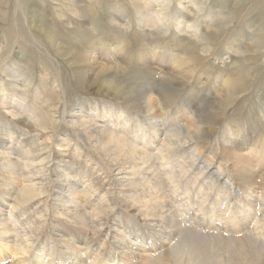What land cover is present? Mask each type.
<instances>
[{
	"label": "rangeland",
	"instance_id": "374dc122",
	"mask_svg": "<svg viewBox=\"0 0 264 264\" xmlns=\"http://www.w3.org/2000/svg\"><path fill=\"white\" fill-rule=\"evenodd\" d=\"M191 1L180 7L179 0H149L161 11L157 17L152 11L140 15L133 0H0V133L32 147V154L22 157L17 151L0 153V199L7 200V212L15 205L21 219L28 218L36 244L87 254V247L110 249L111 234L126 237L135 223L146 226L136 199L142 192L139 178L120 185L128 173L116 171L118 164L125 166L124 154L90 144L74 114L135 145L143 146L144 134L156 130L154 155L162 151L174 163H154L168 206L182 212L189 191L202 183L206 194L220 193L231 206L249 205L247 224L252 227L258 216L264 226V212H258L264 204V0H198L197 14L182 12ZM178 13L183 18L177 19ZM143 16L150 20L146 31ZM107 75L116 77L111 89L103 85ZM226 80H239L244 89L224 105L217 98L226 95ZM137 84L154 93L153 110L141 91L130 92ZM165 93L164 102L159 96ZM195 108L202 117L193 125L189 114ZM180 129H189V135ZM6 158L16 169L3 163ZM65 176L85 194L72 199L81 210L86 204L87 228L57 213L55 195ZM170 178L182 185L173 189ZM24 188L29 196L39 188L37 198L23 199ZM197 203L193 213L202 217ZM245 232L238 236L246 249L242 254L230 240L214 237L205 244L217 249L216 264H264L258 256L264 230L259 247ZM186 236L185 231L176 239ZM174 251L171 244L154 257L177 264ZM11 252L1 264H31L32 255ZM99 259L96 264H104ZM125 264L143 263L126 259Z\"/></svg>",
	"mask_w": 264,
	"mask_h": 264
},
{
	"label": "bare ground",
	"instance_id": "6f19581e",
	"mask_svg": "<svg viewBox=\"0 0 264 264\" xmlns=\"http://www.w3.org/2000/svg\"><path fill=\"white\" fill-rule=\"evenodd\" d=\"M65 1L67 2L69 0H62L63 3H65ZM133 1L135 2L140 15L144 12L148 13L149 11H152L155 16H161V11H158L156 6L148 3L149 0H146L147 3H144V0ZM178 3L180 7H182L183 0H179ZM191 4H193L192 7H184L182 12H195L197 14L200 8L198 0H192ZM74 14L77 17H80L77 12H74ZM181 18H183V14L178 13L177 19ZM149 22L150 20L147 16L142 17V24L145 31L149 26ZM191 27L192 25L188 26V28ZM35 29L41 30L40 27H35ZM47 35L55 47H57V50H61V45L58 44L57 41H54V34L49 32ZM113 69L116 74V68L114 67ZM115 80L116 77L113 75H107L103 78V85L106 89H111ZM122 85H124V83ZM242 87L243 86L239 80H226L224 85L226 95L222 98L218 97L217 99L226 105L227 103L234 101L233 99L237 97V94L242 92L244 89ZM118 88L115 90L120 92ZM138 90L141 91L140 94L143 97V100L147 103L149 110H153L154 93L150 89L147 90L146 87H143L140 84H137V87L135 86L130 90V92H134L136 94V91ZM159 98H162L165 102L167 100L166 93L160 95ZM93 111L95 114L98 113L97 110ZM109 112L110 110H108V113ZM201 115L202 110L195 108L189 114L190 123H193V125L198 124L200 122V117H202ZM97 116L99 115L97 114ZM73 118H75L74 123L82 129L83 137L87 139L90 144H104L106 148L108 146H114L117 150L124 154L123 157L121 156V160L125 166L129 165V167H126L127 169L125 170L124 165L121 166L118 164L119 167L116 171L119 175L128 171L126 174L127 176L120 183V185L121 187H124L127 183L131 184V182L135 180V177L139 178L138 183H140L142 192L136 199L142 203L139 210L140 214L145 219L146 226L139 229L135 223L133 229H129L127 232L126 237L120 236L117 233L113 235L111 234V236H113L111 237V248L108 250L100 248L99 250L92 251V248L87 247V254H82V251H72L68 249L67 253H60L57 252L55 247L50 248L36 244V240L33 237L34 234L30 231V227L28 226V218L27 220L21 219L18 214V208L15 205L12 206L9 212H7L5 210L8 204L7 200L0 199V264L2 261L10 257L12 253L11 251H15L18 255L22 256L32 255V260L30 261L31 264H96L100 260L99 258L102 257L104 264H125L126 259L143 264H161L159 259L154 257V253L171 244L175 247L173 256L177 264H216L217 259L218 262H220L217 249L214 247L209 250L205 244H208L209 240L214 239V237L218 239L230 240L233 250L242 254L245 253L246 249L245 246L240 243L238 236L245 231V233H248L249 236L252 234L251 238L248 235H245L246 238L259 247V241H262L260 240L261 234L264 230V226L260 222L261 217L259 218L257 216L253 226H249L246 222L248 218L252 217L250 215L251 208L249 205H243L242 207L231 206L230 203L224 200L223 195L220 193H216L213 196L206 194L204 184L202 183L199 185L196 192L189 191L185 201L182 202V212L175 209L172 204L169 206L166 204L167 198L163 194L161 175L159 174V169L155 167L154 163L156 160L164 161L168 160V158L163 155L162 151H160L159 154L154 155L156 148L153 134L158 135L156 130H154V133L150 136L146 133L144 134L143 139L145 144L143 146L140 144L135 145L127 142L121 133H114L110 131L109 127H102L100 123L85 122L82 120L81 116H76L75 114L73 115ZM188 130L185 129L184 131L183 129H180L181 132H185L189 135L190 131ZM229 136L231 137L233 134L229 133ZM11 139L12 140L7 139L5 134L0 133L1 154L4 151H9L11 153L17 151L16 153L19 157L26 154H32V147L27 140L19 141L15 137H11ZM15 146L19 147L21 150L20 153L15 149ZM105 147H101V149H105ZM1 160L7 167L16 169V162L14 163V161L9 160L8 158ZM173 164L174 163L172 161L170 163V160H168L164 163V166H172ZM206 180L208 179L206 178ZM169 181L172 186L174 185L173 189L176 185H182L181 182L178 183L177 178H170ZM214 187L218 188L219 183H214ZM212 190H214V188ZM79 191L80 190H77L76 185L70 184L67 176H65L62 179V183L58 186V192L55 195L58 207L57 213L65 218L75 221L78 224H81L84 228H87L90 223L87 215L85 214L86 212H84L87 209L86 204L83 205L85 210H81L73 205L72 198L75 194L79 197L83 196L82 192ZM33 192L35 194L33 196H29L31 192H29L27 188H24L22 190L23 199H30L34 197V199H36V196L39 194V188H34ZM174 192H177V189H175ZM204 193L206 196H204ZM83 198H86L85 194ZM262 199L264 201L263 196ZM218 200H221L219 206L217 204ZM26 202H29V200ZM197 202H201L199 210L201 212L200 216L202 217H198L193 213L195 206L198 204ZM222 206H224V211L219 210ZM259 206L258 212H264L262 207L264 204L261 203ZM187 225L197 227L199 231H195L194 229L187 227ZM185 231L187 236L184 239H176L179 234ZM204 231H208V234ZM24 239H26V243H23ZM203 240H206L205 243ZM260 247L261 253L258 254V256H261L262 258L264 256V247L261 246V244Z\"/></svg>",
	"mask_w": 264,
	"mask_h": 264
}]
</instances>
